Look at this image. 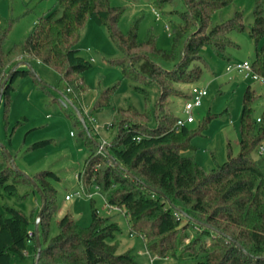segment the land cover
Segmentation results:
<instances>
[{
    "label": "trees",
    "instance_id": "trees-1",
    "mask_svg": "<svg viewBox=\"0 0 264 264\" xmlns=\"http://www.w3.org/2000/svg\"><path fill=\"white\" fill-rule=\"evenodd\" d=\"M169 1L155 0V3L161 5ZM183 1L186 9L180 14L181 23L171 25L168 50L157 48L151 34L139 41L137 20L122 32L119 19L123 6L113 5L110 0H57L59 6L39 16L24 37L8 49L3 45L13 19H3L0 23V85L12 67L23 60L33 68L36 62L53 69L58 74V82L48 86L35 68L32 72L27 66L17 67L5 84L0 112L6 128L17 77L30 76L45 92H48L47 87L56 89L59 83H64L66 89L71 88L76 95L85 91L83 73L91 63L79 53L76 44L88 18L104 26L110 41L121 53L108 59L109 64L119 67L123 77L157 87L159 96L151 111L153 125L145 118H138L144 117V113L132 110L131 106L128 110L137 118L117 115L122 110L117 108L110 121L112 135L102 151H99L98 134L88 135L75 111L64 108L73 126L78 127L77 133L88 150L78 172L82 185L94 182L105 194L106 204L118 207V211L124 210L130 233L141 234L146 250L157 256L169 253L180 259L186 253L194 260L185 264H264V172L251 156L264 141V115L259 121L252 116L254 90L249 85L243 90L238 153L233 156L228 144L226 160L208 171L183 151L195 150L191 138L204 129L211 115L197 129L183 126L176 131L173 127L177 116L163 110L172 83L193 82L199 77L200 66L194 67L192 63L200 57L201 48L209 44L216 54L222 55L224 46L230 42L218 43V34L244 28L241 14L235 12L226 22L206 31L209 15L231 0ZM188 25H195L197 29L184 37ZM249 35L256 43L252 68L264 76V15L259 0L255 3ZM260 38L263 42L258 46ZM180 40L182 46L179 48ZM157 58L166 64L172 62L171 67L162 66ZM115 87L114 83L97 88L90 111L108 106ZM132 88L142 95L144 108H148L149 91L135 85ZM47 143L49 140L37 141L30 148ZM4 147L0 141V190L15 195L18 183L36 188L13 168ZM32 179L44 195V199L40 195V207L44 205V208L39 221L41 250L37 264H143L131 248L117 252L116 243L108 242L120 227L111 216L98 214L91 197L88 225H80L67 212L56 221L57 232L50 236L56 194L50 180L58 178L51 170H41ZM186 229L195 231L191 242L193 246L199 245L200 257L191 252V243L183 245L181 232ZM203 236L208 242L201 244L199 240ZM29 242H32L30 257L35 264L37 248L29 217L19 209L0 204V264H9L13 256L25 260Z\"/></svg>",
    "mask_w": 264,
    "mask_h": 264
},
{
    "label": "rangeland",
    "instance_id": "rangeland-1",
    "mask_svg": "<svg viewBox=\"0 0 264 264\" xmlns=\"http://www.w3.org/2000/svg\"><path fill=\"white\" fill-rule=\"evenodd\" d=\"M259 1L264 15V0ZM110 2L113 5L123 6L119 19V28L122 32H126L132 21L137 20V39L142 41L151 34L154 37L155 46L164 50L171 47L169 35L171 25L181 23L180 14L186 9L183 0H170L161 5H157L155 0H110ZM255 3L256 0H231L209 15V27L206 31L214 25L226 22L233 17L235 12H240L244 28L242 30L233 28L227 34H218V43H226V40L230 42L224 46L222 55L216 54L209 44L203 46L199 52L200 57L192 63L194 67L200 66L199 77L193 82L172 83L171 93L163 102L165 112L183 117L182 108L188 89L192 86L207 89L201 105L192 110L194 121L186 126L194 130L204 122L208 115H211V118L205 124L204 129L191 138L190 142L196 147L195 150L183 151L184 155H192L207 171L217 163L221 164L226 160L228 144H230L233 156L238 153V121L242 94L246 85H249L255 93L251 105L253 118H262L264 115V84L249 77L236 75L234 72H231V78H229L230 74H227L224 68L228 62L248 61L252 63L256 43L249 35V28L253 23ZM54 6H59L57 0H0V15L4 19L10 17L13 19L3 48L8 49L14 42L21 40L39 16ZM153 10L158 13V17L154 15ZM165 26H168V29ZM196 29L197 26L188 25L184 37ZM262 42L263 39L260 38L258 46ZM181 46L182 40H180L179 48ZM76 47L79 53L91 63V67L83 73L87 86L85 91L76 95L71 88L67 91L64 83H59L56 89L47 87L48 92H45L34 84L30 76L17 77L13 83L15 89L11 94L6 128L3 114L0 112V141L11 153L17 169L31 177L41 170H51L57 175V180H50L56 189V194L55 209L50 219L48 234L52 236L57 232L56 221L67 212L80 225H88L91 220V199L85 196V192H95L91 198L98 214L111 216V219L115 220L120 227V231L115 233L114 238L108 239L109 243H116L117 252L131 248L143 264H185L193 261L194 259L186 253L178 259L169 253L160 257L147 251L143 236L135 232L130 233L124 210L116 211L109 208L104 201L105 194L94 182L89 181L85 186L83 184V193L73 194L76 190L80 191V181L77 180L76 175L82 169L88 150L82 137L77 133L78 127L73 126L71 118L65 111L67 109L72 112L73 107L66 102L64 96L80 109L79 119L80 116L83 119L88 118L87 121L84 119L85 124L88 123V126L86 124L87 129L85 128L88 135L96 133L100 139L106 141L112 135L110 121L117 108L122 109L117 115L137 118L131 110H128L131 106L132 110L144 113V117L138 116V118H145L149 124L153 125L151 111L159 96L157 87L123 77L119 67L109 64L108 59L119 56L121 53L110 41L104 26L97 25L88 18ZM156 60L160 62L158 58ZM160 63L167 67L172 65V62L166 64L161 61ZM33 65L45 83L51 86L56 85L58 74L53 69L36 62ZM114 83L116 87L109 105L90 111L97 88ZM132 85L149 91L148 108L147 106L144 108L142 95L133 90ZM41 140H49V143L42 147L30 148L34 142ZM260 145L264 146V141ZM251 156L264 172V152L260 155L255 148ZM96 167L99 168L100 164ZM16 190L15 195H8L0 190V204L21 210L29 217L31 227L34 228V221L41 204L40 194L28 183L16 184ZM66 193L72 194L70 200L64 199ZM181 234L183 245L191 243L193 247L191 252L200 257L199 245L193 246L191 242L195 237V231L186 229ZM199 236L200 234H197V237ZM207 242L206 236L199 240L201 244ZM31 251L32 242H29L26 247L27 258L20 261L13 256L9 264H33V259L30 257Z\"/></svg>",
    "mask_w": 264,
    "mask_h": 264
},
{
    "label": "built area",
    "instance_id": "built-area-1",
    "mask_svg": "<svg viewBox=\"0 0 264 264\" xmlns=\"http://www.w3.org/2000/svg\"><path fill=\"white\" fill-rule=\"evenodd\" d=\"M153 13L156 17H158V13L153 10ZM166 29H168V26H165ZM225 72L229 75V78H231V72H234L236 74H239L240 76L244 77V78H250L252 80L258 81L261 84H264V76L258 74L256 71L253 70L251 63H249L248 61H242V62H228L225 65ZM67 91H69V89H66ZM207 94V89L204 87H199V86H192L191 88L188 89V91L186 92V98L183 104V117L177 116V120L174 124V129L177 131L179 130L181 127L186 126L187 124H190L194 121V117L192 115V110L195 107H198L201 105L202 99L206 96ZM257 121L260 120L259 117L256 118ZM138 139V137H136ZM106 143V140L104 139H100V144H99V151H102V149L104 148V144ZM257 152L258 154L262 155L264 152V146L263 145H259L257 148ZM77 180L80 181L78 174L76 175ZM80 191L76 190L73 192V194H81L83 193L84 189H83V185L80 181V185H79ZM95 192H88L85 194V196L87 197H92V195ZM72 196L71 193L69 194H65L64 195V199L68 200L70 199ZM109 208L113 209V210H120L118 207L115 206H109L108 204H106Z\"/></svg>",
    "mask_w": 264,
    "mask_h": 264
},
{
    "label": "water",
    "instance_id": "water-1",
    "mask_svg": "<svg viewBox=\"0 0 264 264\" xmlns=\"http://www.w3.org/2000/svg\"><path fill=\"white\" fill-rule=\"evenodd\" d=\"M24 65L27 66L32 72L34 71V68L31 67V63H29L28 61H19L17 62L11 69V71L6 75V77L3 79L1 85H0V104H1V98H2V93L5 87L6 82L10 79L12 72L19 66ZM45 83V82H44ZM48 86H51L48 84ZM60 94H62L61 92H59ZM63 95V94H62ZM64 99L66 100V102H68L72 107L73 110L75 111V113L79 116L80 115V111L79 109L76 107V105L74 103H72L66 96H64ZM81 122L83 124V126L86 128V124H85V120L83 119V117L80 116ZM87 129V128H86ZM4 151L6 152V154L10 157V161L12 163V166L14 169H16L17 171L21 172L29 181H31V183L36 187L37 191L39 192V194L42 196V198L44 199V195L40 189V187L37 185V183L32 179L31 176L25 174L24 172L20 171L17 169V166L14 162L13 157L11 156V153L7 150V148L4 147ZM129 175H132L131 173H129ZM44 205H42L36 215L35 218V222H34V237H35V245H36V256L34 259V263L37 264L38 258H39V254H40V250H41V242H40V238H39V221L41 218V214L43 211Z\"/></svg>",
    "mask_w": 264,
    "mask_h": 264
},
{
    "label": "crops",
    "instance_id": "crops-1",
    "mask_svg": "<svg viewBox=\"0 0 264 264\" xmlns=\"http://www.w3.org/2000/svg\"><path fill=\"white\" fill-rule=\"evenodd\" d=\"M4 18H3V16H1L0 15V23H1V21L3 20ZM237 75V74H236ZM70 133H71V131H70ZM68 200H70V199H68ZM106 203V202H105ZM32 252V251H31Z\"/></svg>",
    "mask_w": 264,
    "mask_h": 264
}]
</instances>
